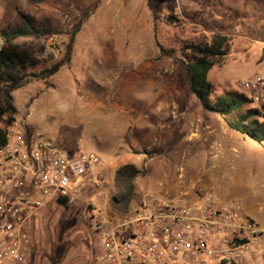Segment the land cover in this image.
<instances>
[{"label":"rangeland","instance_id":"obj_1","mask_svg":"<svg viewBox=\"0 0 264 264\" xmlns=\"http://www.w3.org/2000/svg\"><path fill=\"white\" fill-rule=\"evenodd\" d=\"M22 13L54 29L12 41L31 50L30 71L60 61L79 30L69 62L13 91L12 115L64 149L93 150L111 164L108 190L86 186L72 203L53 200L33 216L30 264H91L88 209L106 204L115 212V173L128 163L145 170L131 208L148 194L187 200L212 191L240 200L264 227V142L226 121L245 112L264 122L239 87L264 68V0H0V47L1 30L21 27ZM219 36H226L227 53L209 72L211 96L242 99L226 118L203 107L183 63L192 58L185 44ZM228 264H264V247Z\"/></svg>","mask_w":264,"mask_h":264},{"label":"built area","instance_id":"obj_2","mask_svg":"<svg viewBox=\"0 0 264 264\" xmlns=\"http://www.w3.org/2000/svg\"><path fill=\"white\" fill-rule=\"evenodd\" d=\"M239 87L264 117V68ZM90 185H111L102 154L64 149L25 117L0 112V264H30L33 216L53 200L72 203ZM88 210L91 264H228L264 247V227L243 203L212 191L187 200L148 194L128 213L106 204Z\"/></svg>","mask_w":264,"mask_h":264},{"label":"trees","instance_id":"obj_3","mask_svg":"<svg viewBox=\"0 0 264 264\" xmlns=\"http://www.w3.org/2000/svg\"><path fill=\"white\" fill-rule=\"evenodd\" d=\"M36 3L42 0H32ZM23 25L19 28L2 29L1 36L4 44L0 47V112L13 114L16 110L13 104V91L25 86L36 79H44L56 73L62 65L69 62L72 55L74 35L79 27L72 32L70 41L66 45L65 56L51 68L39 72L30 71V66L36 65L32 52L28 47H22L12 41L18 37L40 35L54 31L51 27L36 25L32 17L23 14ZM164 53H173L174 50H165ZM184 49H189L192 58L184 60L187 82L191 91L200 99L203 107L209 111L218 113L225 118L235 110L241 108V97L234 94H223L212 98L213 84L209 80V72L220 58L226 55V36H219L215 43H187ZM258 115V109H253ZM261 116V115H260ZM227 124L250 139L264 142V122L250 120L249 114L242 112L240 116L226 119ZM155 150L149 153L153 155ZM145 170L135 164H125L118 168L115 173L116 192L113 195V211L128 213L130 204L135 193V181L143 175ZM59 204L67 205L65 199L58 200Z\"/></svg>","mask_w":264,"mask_h":264},{"label":"crops","instance_id":"obj_4","mask_svg":"<svg viewBox=\"0 0 264 264\" xmlns=\"http://www.w3.org/2000/svg\"><path fill=\"white\" fill-rule=\"evenodd\" d=\"M244 205V204H243ZM244 209H245V211H246V213H248L249 214V212H251V211H249L248 209H247V207L245 208L244 207ZM250 215V214H249ZM253 251H255V250H253ZM235 263V262H234Z\"/></svg>","mask_w":264,"mask_h":264}]
</instances>
